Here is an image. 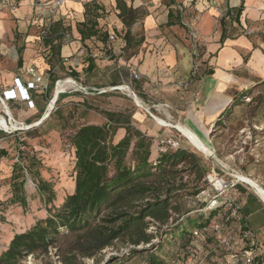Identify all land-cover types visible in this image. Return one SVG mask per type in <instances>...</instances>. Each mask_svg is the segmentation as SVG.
Here are the masks:
<instances>
[{
	"label": "trees",
	"instance_id": "16d2710c",
	"mask_svg": "<svg viewBox=\"0 0 264 264\" xmlns=\"http://www.w3.org/2000/svg\"><path fill=\"white\" fill-rule=\"evenodd\" d=\"M114 1L115 6L110 11L112 13L116 11L122 30L109 35L106 31L100 33L98 28V19L104 15V7L95 1L84 4V20L75 23V28L82 43L94 39L90 43L81 44L83 55L75 66L64 64L60 57V49L64 40L69 37L71 25H65L62 20L55 21L51 15L39 20L37 27L40 28V32L36 40L44 45V51H46L44 58L49 65L46 74L41 75L44 82L50 77L55 81L72 78L83 86L89 85L90 88L91 86L96 89L111 88L126 84L134 90L133 83L138 80V77L131 74L130 66L124 78L125 82L122 84H119L112 75L110 76L112 73L109 69L101 73L99 80L98 78L90 79V72L95 67L94 59L98 57L94 54L95 50L105 55L109 54L113 49L112 42L119 39L123 45L117 56L113 54L112 56L126 61L136 54L144 41L143 32H139L136 28L147 16V10L143 7H133L125 0ZM240 11L241 7L231 20L238 23ZM168 16L171 17V11ZM228 18H230V12L221 19L220 43L228 37L227 28L224 26L227 22L225 19ZM110 37H113V41ZM257 37L261 43H264V31L259 32ZM96 40L101 44H98ZM21 53L22 48H19L17 50L18 67L22 66ZM54 60L58 61L55 63ZM246 61L247 57H244V62ZM55 66L60 67L58 72L64 73L60 78L56 73L55 76L53 75L56 72ZM206 71L210 73L209 70ZM17 77L24 82L20 75ZM260 82L264 84L261 78L250 84H260ZM51 83L53 84V81ZM51 87L49 88L48 84L46 90L29 91L30 99L37 112L27 121V125L37 122L46 112L47 105L53 98L50 94ZM62 95L57 96L55 104L60 102ZM244 96V94L241 95V98ZM251 101L257 106L261 102L259 96L252 98ZM51 114L52 111L47 117ZM104 116L105 123L84 124L78 127L69 138L74 159L72 192L65 196L58 208H55L52 205L56 198L55 191L48 182L40 179L37 182V188L44 196L48 214L44 219L36 221L28 230L10 237L7 248L0 254V264H18V260L24 255L34 254L37 251L46 252L49 247L56 248L57 255L63 264H73L74 258L78 256L92 258L116 242L131 246L130 255L132 256L138 252L133 247L149 244L154 238V234L147 232L151 221L164 225L172 214L180 212V206L176 200L181 193H184V196L194 197L204 190L202 183L209 167L206 166L203 157L194 150L180 145L175 149L167 148L163 152H155L154 138L136 128L131 114L104 111ZM32 129L33 127L25 132H18L19 135L16 134V136L28 137ZM119 130L123 131V136L115 141L114 138ZM191 176L192 179H189ZM185 177L186 180H184ZM11 202L19 203L21 207L26 206L23 193L15 194ZM48 205L51 206L48 207ZM215 210L209 214L210 219L214 217ZM206 223H199L200 225L196 228ZM194 229L188 231L186 240L182 244L186 260L185 247L191 241V232ZM226 229H232L233 235L239 238V243H245L243 248L234 247L233 252L249 253L252 257L251 264H260L259 261L255 262L257 246L252 248L250 245L254 238L249 231L244 230V224L240 230L231 226ZM211 237L212 235H208L206 239L200 241L199 255L195 264H206V256L203 259L202 255ZM147 264L165 263L158 257L151 256ZM227 264L246 263L243 260L231 263L229 258Z\"/></svg>",
	"mask_w": 264,
	"mask_h": 264
},
{
	"label": "rangeland",
	"instance_id": "374dc122",
	"mask_svg": "<svg viewBox=\"0 0 264 264\" xmlns=\"http://www.w3.org/2000/svg\"><path fill=\"white\" fill-rule=\"evenodd\" d=\"M108 1L110 0H104L106 5L105 7L102 6L104 10H109L110 12L111 8L110 4H107ZM161 2L172 4L173 0H161ZM46 3L41 7H37V9L49 15ZM10 7L8 5V9ZM15 7L13 5L11 9L15 11ZM62 9H64L63 2L56 8V12ZM56 12L53 14L54 16ZM39 14L42 16L41 13ZM43 17L46 16L44 15ZM9 21L12 23V20ZM64 22L67 26L71 24V21ZM12 24L10 29H7V33L4 32L5 34L0 37V42L5 44L6 48L11 50V55H13V58H11L6 53H4L6 55L0 54V65L6 70L10 67L15 69L18 59L16 51L21 47H26L25 45L31 43L34 40L33 37H38L40 32V28L36 26L20 31L16 24ZM15 25L16 30L13 28ZM138 31L142 33V30L138 29ZM250 38L255 43L259 41L258 37L250 36ZM185 39L188 40L193 62L199 63L196 71L198 69H200L199 72L207 70L204 46L200 45L193 51V42L189 32ZM33 45L35 50L39 48V53L44 54L46 52L42 42L36 40ZM108 55L110 54L107 53L106 57ZM57 61L54 60L55 63ZM244 66L245 64L242 66V70H244ZM18 69L17 65L16 72L19 71ZM58 69L60 67L56 68V72L53 75L55 76L56 73L59 76L58 78H60L64 73L63 71L58 72ZM3 70L0 67V71ZM245 71L249 73L248 76L253 73ZM1 73L0 86H3ZM198 74L196 73L193 78H197ZM49 80V88L52 85L50 92L52 96L56 90V82L54 85L55 79H52V77ZM261 80H264V78ZM52 81L53 84L51 83ZM85 87L88 93L76 91L68 84L63 85L60 90L63 91L65 89L66 91L61 93L63 94L60 98L61 100L55 104L52 114L49 117L45 114L43 121L34 122L35 124L30 125L29 129L32 127L33 129L30 130L28 137L23 135L16 136V134L19 135L18 132L27 130L19 125L9 131L0 128V254L7 248L8 240L13 234L28 230L36 221L47 216L48 212L44 196L39 193L37 188V182L40 179L48 182L55 191L56 198L52 203L55 208H58L65 196L72 192L74 159L70 149L69 138L76 129L84 124L105 123L104 111L124 112L132 116L135 114L138 122L141 123L140 126L143 127L145 118L143 116L138 118L139 116L136 115V112L141 110V108L136 106L141 105L144 107V111L148 113L147 116L149 117L147 118L154 123L150 129L157 132L153 137L155 152H161L163 148H166L161 143L162 140L172 138L178 141L177 147L180 145L185 146L203 157L206 166L209 167L202 183L204 190L194 197L184 196V193H181V196L176 200L180 206V212L172 214L169 221L164 225L151 221L147 232L154 234V238L149 244L133 247L138 252L132 256L130 255L131 246L116 242L113 246L105 248L92 258H81L78 256L72 260V263L147 264L151 256H155L165 264H195V261L186 260L182 244L186 240L188 231L198 227L201 223L208 222L210 220L209 214L219 204L218 200L210 202V197L207 196V194L209 196L213 194L212 187L207 182V176H216L225 181L233 180L238 182V184L247 185L236 177L240 175L253 180L264 190V84H261V82L260 84L249 83L234 90L233 100L230 101L220 119L217 118L212 127L210 124L206 126V135L202 141L205 142L206 147L209 149V154L196 150L176 129L177 125L183 126V124L169 106L164 104L155 108L144 106L138 101L139 98L129 86L121 90L110 91H108V87L98 89H91L89 85ZM179 88L186 89L180 86ZM243 94L245 96L241 98ZM134 95L136 99L138 98L137 103L133 97ZM256 96H259L261 101L258 106L251 101ZM122 97L126 101L119 99ZM7 107L8 103H6L5 107L0 105V115L3 116L5 113H9L18 123L27 122L28 120L25 118L31 116L30 114H33L35 110L32 109L33 112L25 115L24 112L27 113V111L20 101ZM56 109H58L57 112L55 111ZM23 125L26 124L23 123ZM185 128L189 130V128ZM116 137L118 138V136ZM116 137L114 138L115 141H117ZM24 141L26 142L24 143ZM1 152L5 153L2 154ZM189 179H192V176ZM184 180H186V177ZM22 193L25 196L26 206L21 207L19 203L12 204L11 200L14 195ZM216 214L217 210H215L214 216ZM229 234L233 235V230H227L226 227L221 232V235ZM210 235L212 237L209 241L212 242L209 243H212L211 249L214 250L212 254H218L219 251L224 252L229 259V252L217 247V235L213 233H210ZM205 254L206 251L204 249L203 259ZM60 260L56 248L49 247L46 252L37 251L34 254L24 255L18 260V264H63ZM209 263L212 264L211 261Z\"/></svg>",
	"mask_w": 264,
	"mask_h": 264
},
{
	"label": "crops",
	"instance_id": "0c3cea01",
	"mask_svg": "<svg viewBox=\"0 0 264 264\" xmlns=\"http://www.w3.org/2000/svg\"><path fill=\"white\" fill-rule=\"evenodd\" d=\"M56 0H1L0 3V37L7 33L11 24H16L20 31L27 30L31 26H38L41 17L48 16L45 12H40L37 7L45 5ZM95 1L105 7L104 0H62L64 9L57 11L53 16L54 20L71 21V31L60 49V57L75 53L81 48V44H87L92 40L80 41V36L76 31L75 23L84 20V4ZM127 4L133 7H143L147 10V16L144 17L138 28L143 32L144 41L135 55L130 59L115 58L122 42L117 39L112 42V52L108 57L105 53L97 52L98 56L94 59L95 67L90 72V79H100L102 72L110 70V76L119 82L124 83L125 76L128 74V66L136 71L138 80L133 83L134 93L138 101L144 106L155 108L158 105H167L171 111L178 116L183 126L189 128L190 133L196 136L201 145L210 153L205 142L202 141L206 135L205 129L208 124L211 127L220 118L225 109L230 104L234 96V90L240 86H246L252 81L261 77L264 78V43L254 42L250 36L257 37L259 32L264 31V0H173L172 4H164L161 0H125ZM110 8H114L115 1L107 2ZM14 5L15 11L10 7ZM241 7L238 23L231 20L235 17L237 10ZM110 9V10H111ZM171 11V17L168 13ZM230 12V18L227 22V39L220 43L222 34L221 19ZM42 16H40V14ZM36 16V17H35ZM12 20V23L9 21ZM169 21V25H168ZM13 25V24H12ZM16 25L13 28L16 30ZM197 29L201 44L206 52V70L199 72L197 78H192L186 89H181L178 83L183 80L191 70L193 56L189 50L188 40L185 39L189 32V26ZM98 28L100 33L106 31L109 34L120 32L122 24L116 17V11L112 13L105 10L104 15L98 19ZM246 30V31H245ZM245 32H250L245 34ZM1 39V38H0ZM31 43L22 48V66L16 72L17 61L14 67L4 69L0 86V94L3 90L13 86V80L20 75L25 81L29 77L25 73V68L34 67L39 75L46 74L49 65L44 56L35 50L33 37ZM69 39V40H68ZM259 40V39H258ZM98 44H101L96 40ZM6 51V52H5ZM17 52V51H16ZM8 54L13 58L10 49L0 42V54ZM4 54V55H6ZM115 55L114 57L112 56ZM18 56V54H17ZM104 56V57H103ZM244 57L247 61L244 62ZM18 58V57H17ZM12 63L14 61L12 59ZM199 65V63H197ZM244 70H242V66ZM13 66V65H12ZM240 69V70H238ZM248 72L252 73L250 76ZM195 73V74H196ZM108 74V73H107ZM107 76V75H106ZM248 76V77H246ZM129 77V76H128ZM49 84V80H45ZM126 86V84H124ZM91 89H96L91 86ZM184 90V91H182ZM54 97V95H53ZM126 101L125 98H119ZM18 101H10L9 105L16 104ZM137 102V101H136ZM28 115L33 112L22 102ZM7 107V108H8ZM141 110L136 115L144 117V125L140 126L135 114L132 116L133 124L145 134L154 137L157 132L152 131L154 123L147 117L148 113L144 111L143 106H136ZM34 113L37 109L34 108ZM33 113V114H34ZM25 118L29 120L33 115ZM21 119V118H18ZM24 119V120H25ZM41 119V118H40ZM39 119V120H40ZM43 121V120H42ZM138 122V123H137ZM27 125V122H23ZM33 125V124H31ZM119 140L123 136V131L118 132ZM251 180V179H250ZM253 181V180H252ZM248 185V186H247ZM237 184L231 191L237 196L240 205V211L243 216L244 230L253 234L257 244L255 262L264 264V200L259 196L254 188L249 184ZM212 242V241H209ZM212 243L206 246V262L212 264H227L228 258L224 252L213 255L211 249ZM245 247V243L240 242L237 249Z\"/></svg>",
	"mask_w": 264,
	"mask_h": 264
},
{
	"label": "built area",
	"instance_id": "2783aa9c",
	"mask_svg": "<svg viewBox=\"0 0 264 264\" xmlns=\"http://www.w3.org/2000/svg\"><path fill=\"white\" fill-rule=\"evenodd\" d=\"M61 3L62 0H56L53 1L52 3L50 2L46 4L49 15L53 17L54 16L53 14L56 12V8L59 7ZM41 6L43 5L40 4L38 7ZM189 28H190L189 35L193 42L192 49L194 51L198 46H200L201 39L195 27L190 25ZM110 40L113 41V37H110ZM64 41H66V39ZM82 55H83V50L80 48L73 54H70L68 56H63L62 62L67 65L75 66L80 62ZM197 67H198L197 63L193 62L190 72L183 80H181L178 83V86L182 88H187L188 85L190 84L191 79L194 77L196 73ZM35 71L36 70L34 69V67L31 66L27 67L25 69V73L29 78L24 82L19 77H15L13 80V86L1 92L0 105L5 107L6 103L10 101H20L25 103L28 109H34V103L30 99L29 91L46 90L48 86V83L43 81L42 76L36 73ZM131 74L136 78L138 77V74L134 70L131 71ZM55 82H56L55 93H57V96L66 91L65 89H63V91L60 90L65 84L72 86L76 91H81V92L85 91L86 93H88L85 90L86 89L85 86L79 84L72 78L57 80ZM127 87L128 86H124V85L115 86L111 88L108 87V91L121 90ZM57 88L59 90H57ZM53 98L50 100L49 104L47 105L48 108L46 109L44 115L49 114L54 109L55 102L52 103ZM50 106L51 108L49 109ZM44 115L41 117L40 120H38L35 123H38L39 121L41 122L44 119ZM0 117L6 119L9 125H11V123L13 122L14 124L19 125L20 127H23L25 129H29L30 127V125H23V123L16 122L9 114L5 113V115L3 116L0 115ZM161 143L164 144L166 148H173V149H175L178 145V141L173 140L172 138H165L164 140L161 141ZM166 148H163L161 151H165ZM206 179L207 182H209V184L211 185L213 192L212 196H209V194H207V196L210 197L211 200L210 202L214 200L219 201V204L213 208L217 210V214L216 216L211 218L206 224L202 225L199 228H195L191 232L192 239L185 247V251L187 253V261H195L197 259L199 255L200 241L206 239L207 236L210 235V233H213L217 235V247L229 252L231 263H238L243 260L246 264H251L252 257L249 253L242 254L239 252H233V248L238 246L239 244V240H238L239 238L231 234H229L230 236L221 235V232L225 227L228 228L231 226V227H235L237 230H240L244 224L243 216L240 211V205L238 203L237 196L234 192L231 191L238 184V182L233 180L225 181L219 177L211 176V175H208ZM247 233L250 234L249 232ZM251 236H253V234H251ZM250 245L252 248H255L257 246L254 239L251 240Z\"/></svg>",
	"mask_w": 264,
	"mask_h": 264
},
{
	"label": "bare ground",
	"instance_id": "6f19581e",
	"mask_svg": "<svg viewBox=\"0 0 264 264\" xmlns=\"http://www.w3.org/2000/svg\"><path fill=\"white\" fill-rule=\"evenodd\" d=\"M58 89V88H57ZM134 97V96H133ZM55 102V101H54ZM137 103V102H136ZM52 105V104H51ZM51 106L49 107V109ZM146 109V108H145ZM7 110V109H6ZM9 114V113H8ZM16 127V124L13 122L11 125L8 124L7 120L3 117H0V128L9 131L11 128L14 129ZM176 129L189 141V143L198 151L202 153L209 154V152L201 145L200 141L196 138L195 135L190 133L186 128L182 125H177ZM238 179L245 184H249L252 188L256 190V192L259 194V196L264 200V190L261 189L254 181L250 180L247 177L244 176H236Z\"/></svg>",
	"mask_w": 264,
	"mask_h": 264
},
{
	"label": "water",
	"instance_id": "95a60500",
	"mask_svg": "<svg viewBox=\"0 0 264 264\" xmlns=\"http://www.w3.org/2000/svg\"><path fill=\"white\" fill-rule=\"evenodd\" d=\"M56 99H57V93L54 94V98H53V100H52V103H53ZM134 99L137 101V99L135 98V95H134ZM47 116H48V114H47Z\"/></svg>",
	"mask_w": 264,
	"mask_h": 264
}]
</instances>
